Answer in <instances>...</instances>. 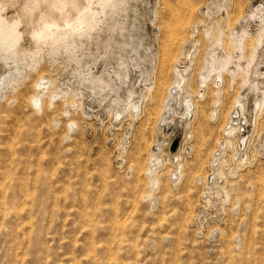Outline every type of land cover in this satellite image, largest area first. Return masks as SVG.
Returning a JSON list of instances; mask_svg holds the SVG:
<instances>
[{
  "label": "rangeland",
  "instance_id": "1",
  "mask_svg": "<svg viewBox=\"0 0 264 264\" xmlns=\"http://www.w3.org/2000/svg\"><path fill=\"white\" fill-rule=\"evenodd\" d=\"M1 25L0 264H264V0H0Z\"/></svg>",
  "mask_w": 264,
  "mask_h": 264
},
{
  "label": "bare ground",
  "instance_id": "2",
  "mask_svg": "<svg viewBox=\"0 0 264 264\" xmlns=\"http://www.w3.org/2000/svg\"><path fill=\"white\" fill-rule=\"evenodd\" d=\"M14 35V28L13 27H5L3 25L0 26V47L5 46L8 44L9 40L12 41ZM38 38H47L48 34L47 31H41L36 34Z\"/></svg>",
  "mask_w": 264,
  "mask_h": 264
}]
</instances>
